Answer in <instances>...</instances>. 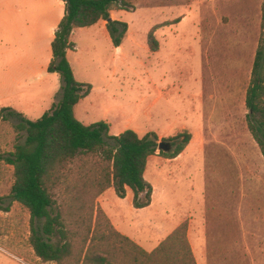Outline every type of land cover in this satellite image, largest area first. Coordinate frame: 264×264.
Here are the masks:
<instances>
[{
  "label": "rangeland",
  "instance_id": "1",
  "mask_svg": "<svg viewBox=\"0 0 264 264\" xmlns=\"http://www.w3.org/2000/svg\"><path fill=\"white\" fill-rule=\"evenodd\" d=\"M128 1L129 7L113 10L116 17L129 24L121 52H116L112 38L106 37L100 26L90 28L94 37L84 30L74 39L77 47L71 58L75 69L80 80L93 88L88 98L89 116L84 120H100L109 112L118 122L134 117L144 128L164 127L185 116L195 117L192 106L196 105L194 96L198 94L202 67L206 77L211 78L207 75L214 71L220 81L233 78L239 88L234 98L235 115L230 119L233 132H208L206 139L228 138L233 143V162L220 166V172L232 178L234 193L228 207L223 199L218 208L210 207L208 211L210 250L202 264H264V157L249 131L248 109L243 103L247 74L252 71L262 35L264 0ZM54 2L0 0V29L7 28V24L10 30L17 29L16 36L11 35L4 46L0 45V73L6 62H19L24 67L30 64V51L36 46L44 53L51 48L50 27L57 17ZM160 23L168 24L157 29L160 49L152 51L148 33ZM38 83L31 80L30 86L2 85L0 80V155L12 152L25 136L16 128L20 117L7 112L3 116V107L37 105L42 113H29L31 119H37L61 97L60 75L52 97H37ZM212 121L224 124L222 116ZM219 151L226 155L225 150ZM195 163L167 189V198L173 201L167 216L173 219L183 211L202 209L206 194L201 167ZM13 171V166L0 158V264H56L41 262L31 246L30 212L11 196ZM77 175L73 168L70 181ZM176 201L182 206L177 207ZM128 207L123 201L126 214ZM151 214H132L133 223L147 232L150 221L158 224L150 220Z\"/></svg>",
  "mask_w": 264,
  "mask_h": 264
},
{
  "label": "trees",
  "instance_id": "2",
  "mask_svg": "<svg viewBox=\"0 0 264 264\" xmlns=\"http://www.w3.org/2000/svg\"><path fill=\"white\" fill-rule=\"evenodd\" d=\"M65 13L52 41L49 72L62 80L61 97L40 118L32 120L11 107L1 112L17 115L24 140L14 150L0 155L14 168L11 196L30 212L29 241L43 263L56 264H198L188 240V222L180 224L152 252L146 251L118 231L96 199L114 187L119 197L133 191V204L144 208L152 201L153 186L145 178L148 158L158 150L164 157L178 156L192 135L180 132L160 141L156 132L140 136L128 128L110 134L109 124H84L75 115L78 102L90 94L92 85L77 80L67 52L75 48L74 28L89 27L100 20L116 47L121 46L129 24L112 18L117 8L129 7L128 0H64ZM155 25L148 45L158 51ZM248 128L264 157V3L262 35L247 87ZM7 115V116H8ZM161 142L170 150L160 149ZM78 175L71 179L72 169Z\"/></svg>",
  "mask_w": 264,
  "mask_h": 264
},
{
  "label": "crops",
  "instance_id": "3",
  "mask_svg": "<svg viewBox=\"0 0 264 264\" xmlns=\"http://www.w3.org/2000/svg\"><path fill=\"white\" fill-rule=\"evenodd\" d=\"M54 1L57 17L50 27L51 48L48 49L46 53H44L42 48L38 46L31 49L30 54L32 56V62L26 67L19 64V62H13L11 64L6 62L1 67L2 71L0 73V80L2 85L30 86L31 80H38L40 88L36 92V96L39 98L53 96L59 74L56 72H49L48 67L53 58L52 41L55 38V32L65 13V1ZM111 14L113 19L121 20L114 15L113 11ZM9 26L10 24H7V28L0 29L1 46H4L6 38H9L11 35H17V29L10 30ZM95 26L102 27L103 34L110 39L112 38L107 29V21L100 20L89 27L74 28L71 35L72 41L75 43V37L78 34L83 33L84 30H88V32H86L94 37V33L90 28H94ZM76 47L77 45L75 43V48ZM115 50L116 52H121L122 46H115ZM73 51V49L68 50L67 56L73 67L74 74L78 81L88 83L79 78V74L75 69L74 62L71 58ZM203 70L202 67V74L197 79L199 82V88L198 94L194 96L196 98V105L192 106L195 117L190 118L185 116L182 120L173 121L164 127L160 126L159 128H151V126H147L144 128L136 123L134 117H128L122 119L123 121L118 122L111 118L109 112H107L100 120H90L87 122L84 119L89 116L88 98L90 97L92 90L90 94L82 98L75 107V115L81 122L84 124H92L103 120L109 124L110 134L113 135H118L128 128L134 129L141 137L151 131L156 132L160 139L184 131H187L192 135L190 142L178 156L172 158L164 157L158 150L148 158L145 178L153 186L152 201L150 205L144 208H136L133 204V191L129 187H127L126 196L124 198L118 196L114 187L108 188L96 199V204L105 211L118 231L131 238L148 252L155 250L180 224L187 221L188 240L198 264H202V262H205L209 257L210 234L208 232L206 217L210 207L211 209L218 208V206L223 203V199H225L228 207L229 199L232 198L234 193L232 178H230L228 174L220 172V166H227L233 162V143L229 141L228 138L224 140L207 141L206 135L208 132L216 135L221 133L231 134L233 132V122L230 119L234 118V98L236 93L239 92V88L236 87L233 78L226 77L223 81H220L214 76V71L207 75L210 76L211 74L210 78L206 77ZM251 73L249 72L247 74V87L250 82ZM247 87L244 89V104H246ZM161 93L165 92L162 91ZM85 100L87 101L86 104H84V111H81L80 108L83 105V102L85 103ZM156 101L157 99L154 100V102ZM14 109L23 113V115L29 119H31L29 113H42L43 111L37 105H28ZM47 110H45L43 114ZM217 116H222L224 118V124L222 126L212 121V118H216ZM219 150H225L226 155L221 154ZM229 151H231L232 155H229ZM195 162L201 167L203 187L206 194L202 209L199 212H195L194 209L183 211L181 216L173 219L172 217L167 216L169 213L167 208L173 203L172 200L167 198V189L171 188L173 181L177 182L180 180L186 167L188 168L192 167L194 164L196 165ZM123 201H126L129 204L128 214H126L122 208ZM174 203L177 207L182 206L179 201ZM158 206L160 207L159 209L157 208ZM144 211H150L152 213V219L150 220L155 219L158 221V224H155L154 220L150 221L146 226L147 232H142V226L135 225L131 216L132 214H139ZM228 211L229 209L227 208V212ZM39 260L41 259L39 258Z\"/></svg>",
  "mask_w": 264,
  "mask_h": 264
},
{
  "label": "water",
  "instance_id": "4",
  "mask_svg": "<svg viewBox=\"0 0 264 264\" xmlns=\"http://www.w3.org/2000/svg\"><path fill=\"white\" fill-rule=\"evenodd\" d=\"M171 145L169 143H165V142H161L159 145L160 149H164V150H170L171 149Z\"/></svg>",
  "mask_w": 264,
  "mask_h": 264
}]
</instances>
